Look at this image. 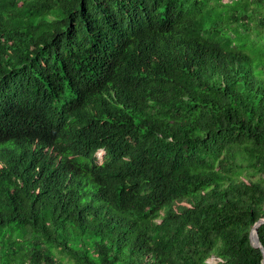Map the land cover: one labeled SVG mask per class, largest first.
I'll use <instances>...</instances> for the list:
<instances>
[{
	"label": "trees",
	"instance_id": "1",
	"mask_svg": "<svg viewBox=\"0 0 264 264\" xmlns=\"http://www.w3.org/2000/svg\"><path fill=\"white\" fill-rule=\"evenodd\" d=\"M263 219L264 0H0V264H263Z\"/></svg>",
	"mask_w": 264,
	"mask_h": 264
},
{
	"label": "clouds",
	"instance_id": "2",
	"mask_svg": "<svg viewBox=\"0 0 264 264\" xmlns=\"http://www.w3.org/2000/svg\"><path fill=\"white\" fill-rule=\"evenodd\" d=\"M103 150H101L99 153H98V161L99 163L101 164L103 162ZM99 154H101V157L99 156ZM50 156L49 157H43L44 160L41 162V165L38 166L37 170L39 168L43 169V168H46L47 171L49 172V177H52L53 180H57L59 177H56L53 175V173H55L54 170H57L59 168V173L62 172V169H60V166L61 164H68L69 161H70V158H64L62 155H58V154H49ZM61 159L59 164H57V168L56 169H53L54 168V162L53 161H56L58 159Z\"/></svg>",
	"mask_w": 264,
	"mask_h": 264
},
{
	"label": "water",
	"instance_id": "3",
	"mask_svg": "<svg viewBox=\"0 0 264 264\" xmlns=\"http://www.w3.org/2000/svg\"><path fill=\"white\" fill-rule=\"evenodd\" d=\"M264 223V219L261 220L260 222L256 223L255 226L252 229L251 233V243L255 248H259L262 253H263V264H264V246L262 245L260 238H259V233H258V227Z\"/></svg>",
	"mask_w": 264,
	"mask_h": 264
},
{
	"label": "rangeland",
	"instance_id": "4",
	"mask_svg": "<svg viewBox=\"0 0 264 264\" xmlns=\"http://www.w3.org/2000/svg\"><path fill=\"white\" fill-rule=\"evenodd\" d=\"M99 156L101 157V154H99ZM60 160L61 159L59 158L58 160L53 161L54 162V168L53 169L57 168V164H59ZM54 171H55V173H53V175L56 176V177H59V168L57 170H54ZM62 194H63V192H62ZM63 195H65V194H63ZM21 227L23 228V230H22L23 235L26 238H32L33 233H32V228H31L29 222H26V223L22 222L21 223ZM210 262H212V260Z\"/></svg>",
	"mask_w": 264,
	"mask_h": 264
}]
</instances>
